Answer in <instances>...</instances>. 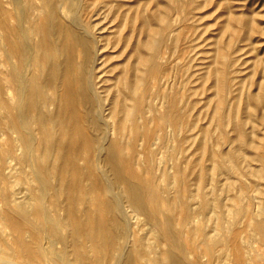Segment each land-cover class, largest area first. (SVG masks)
<instances>
[{
    "label": "bare ground",
    "instance_id": "1",
    "mask_svg": "<svg viewBox=\"0 0 264 264\" xmlns=\"http://www.w3.org/2000/svg\"><path fill=\"white\" fill-rule=\"evenodd\" d=\"M139 3L0 0V224L7 228L0 227V264H256L253 243H264V218L247 235L244 254L234 235L235 222L250 214L244 186L227 196L232 206L214 182L209 191L179 187L180 179L187 186L179 155L187 165L190 131L179 115L187 103L170 101L172 73L182 57L174 42L180 33L157 11L146 16ZM177 10L183 21L185 9ZM220 81L224 87L221 72ZM232 110L226 100L218 101L221 133L204 152L228 179L251 159L222 149L224 130L232 125L237 131L238 149H257L247 123ZM207 147L205 140L201 148ZM136 150L151 163L158 150L163 169L170 162L172 187L158 191L149 178L141 179L132 166ZM256 155L264 168V155ZM26 167L36 184L16 175ZM160 175L165 177L162 168ZM16 177L35 205L31 210L25 200L15 204L11 198ZM84 201L92 212L78 209ZM165 209L171 211L159 219ZM138 216L156 228L157 258L126 246L134 236L130 221L137 224ZM183 236L192 245L183 244Z\"/></svg>",
    "mask_w": 264,
    "mask_h": 264
},
{
    "label": "rangeland",
    "instance_id": "2",
    "mask_svg": "<svg viewBox=\"0 0 264 264\" xmlns=\"http://www.w3.org/2000/svg\"><path fill=\"white\" fill-rule=\"evenodd\" d=\"M139 2V8L146 16L155 10L159 17L172 21L175 32L180 33V37L178 40L175 38L174 42L178 41L177 45L180 48L177 53L182 57L176 60L177 64L172 73L175 77V93L170 101H175L179 106L187 103L186 108L179 110V115L182 120L190 124V131L187 132L188 143L185 151L189 157L187 165L182 162V154L179 155V169L188 170L187 186L180 179L179 187L190 192L196 191L199 187L209 191L214 182L216 192L219 194L222 192L224 202H229L228 204L232 206L231 199L227 196L237 194L240 187L244 186L243 199L245 202L249 201L250 214L245 217H240L241 215L238 214L240 219L235 222L237 231L234 235L240 243V249L236 247L232 250L244 254L247 235L254 230L255 223L264 218V168L260 169V161L255 159L256 154L264 155V0H139ZM181 7L185 9L183 21L177 18L179 15L177 9L180 10ZM136 10L137 6L129 15L134 17ZM187 26L190 27V32ZM166 44H169V41ZM166 47L164 46V49ZM162 64L167 67L173 63L168 65L163 61ZM220 72L225 78L224 87L220 81ZM165 73L170 74V71ZM223 88L228 89L222 97L218 92ZM166 92L168 94L169 91L166 89ZM220 99L226 100L233 108L232 114H239L240 122L247 123L245 132L249 134L248 139L257 147V149H238L237 131L232 130V125L224 130L222 137L225 142L222 149L239 150L243 158L248 155L251 159L248 165L247 163L238 165L242 173L238 172V176L232 175L229 179L227 175L220 173V168L212 166V162L204 153L216 146L215 141L221 133L217 127L219 117L215 114ZM205 140L208 147L204 150L201 145ZM162 151L165 154L167 149ZM133 153L138 162L132 166L140 174L141 179L144 176L149 178L158 191L164 184L172 187L174 170L169 167L170 162L166 163L165 169L162 164H158L156 157L159 155L158 150L154 152L153 157L156 159L153 163L143 161L146 152L136 150ZM160 168L165 175L163 178L160 175ZM8 172L6 169L5 173ZM16 175L24 177L28 182L32 180L29 177L28 167L20 172L18 170ZM125 176L131 178L127 171ZM16 180L18 181L17 177ZM19 181L9 187L13 194L11 198L15 204L25 200L26 207L31 210L35 205L28 198L29 193L25 185ZM32 182L33 180L30 183ZM168 190V195L173 196V191ZM91 195L94 198L98 194L93 192ZM89 196L86 193L84 197ZM233 200L239 201L236 197ZM196 202H192V205ZM1 206L3 204L0 200V208ZM76 206L83 211L94 210V206L86 204L85 201L84 204L78 202ZM170 211V209L161 211L158 213V218L161 219ZM59 212L63 213L64 209L61 208ZM127 213L131 214L130 208L127 209ZM137 219V224L133 219L130 221L134 236L129 238L130 242L126 246L131 249L138 247L142 249L141 251L149 252L150 256H147L149 259L157 258L156 251L160 245L156 239V228L152 224H143V216H138ZM0 227L7 232L3 224H0ZM24 235L27 237V234ZM176 235H179V232ZM42 242L44 243L45 239ZM182 242L185 245H192L185 236ZM253 247L256 249V264H264V243L256 241ZM185 254L186 258H191L188 252Z\"/></svg>",
    "mask_w": 264,
    "mask_h": 264
}]
</instances>
